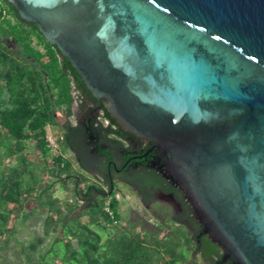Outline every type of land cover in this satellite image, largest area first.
Here are the masks:
<instances>
[{
    "label": "water",
    "instance_id": "1",
    "mask_svg": "<svg viewBox=\"0 0 264 264\" xmlns=\"http://www.w3.org/2000/svg\"><path fill=\"white\" fill-rule=\"evenodd\" d=\"M75 94L67 141L183 219L203 264H264V0H6Z\"/></svg>",
    "mask_w": 264,
    "mask_h": 264
},
{
    "label": "trees",
    "instance_id": "2",
    "mask_svg": "<svg viewBox=\"0 0 264 264\" xmlns=\"http://www.w3.org/2000/svg\"><path fill=\"white\" fill-rule=\"evenodd\" d=\"M74 102L72 78L54 46L0 0V264L186 261L192 239L183 226L163 233L127 227L115 191L93 200L92 180L67 141ZM48 127L63 135L57 152ZM57 185L71 200L56 196ZM37 211L45 214L44 236L21 243L22 258L12 260L8 239Z\"/></svg>",
    "mask_w": 264,
    "mask_h": 264
},
{
    "label": "flooded vegetation",
    "instance_id": "3",
    "mask_svg": "<svg viewBox=\"0 0 264 264\" xmlns=\"http://www.w3.org/2000/svg\"><path fill=\"white\" fill-rule=\"evenodd\" d=\"M47 42H48V40H47ZM50 44H52V43H50ZM75 102L73 103V110H75ZM61 114H63V113H61ZM73 117L74 116H72L70 118L71 123H72ZM73 153L77 157V155L75 154L74 151H73ZM77 160H78V162L82 163L78 157H77ZM85 168H86V166H85ZM86 170L87 171L85 173L92 180V184H93L92 185L93 186V191H92L93 200H96L97 197H102L105 194L109 195L113 191L116 192V196L118 198H121L120 195H122L124 198V197H126V194H124V192H123V187L120 188L119 185L125 186V188H128L129 190L132 191V194L138 200V205L130 206V208H143L144 211H146V212L150 211L154 215V220H152V221L137 217L135 223H140L142 225V227L151 225L155 229L154 230L155 232H160V233H163L166 228L171 226V223L173 224L172 226H178V225L183 226L188 231V233L192 239V246H186L185 247V252H187L189 255H188V259L186 261L181 262V264H203L201 254L199 253V251L195 245V242H194V240H193V238L189 232L187 225L185 224L183 219L180 217V215H178L177 213H175L171 210H168V209L160 207L156 204H153V203L147 201L146 199L142 198L139 195V193L136 191V189L133 187V185L127 179L116 178V179H112L110 181H104V180L97 179L87 168H86Z\"/></svg>",
    "mask_w": 264,
    "mask_h": 264
},
{
    "label": "rangeland",
    "instance_id": "4",
    "mask_svg": "<svg viewBox=\"0 0 264 264\" xmlns=\"http://www.w3.org/2000/svg\"><path fill=\"white\" fill-rule=\"evenodd\" d=\"M58 120L60 123H63L66 120V117L64 114L59 113L58 114ZM55 131L54 129H52ZM57 132V131H55ZM58 134V132H57ZM36 155V154H35ZM42 177L45 178L44 174ZM120 188L123 187V192L126 194V197L123 198L122 195H120V209H121V215L123 220V224L127 227H131L135 224L136 218H144L149 221L154 220V215L152 212H146L143 210V208H130V206L138 205V200L136 197L132 194V191L128 188H125V186H120ZM56 196L61 198L62 200H71L70 193L66 192L65 190H62L60 186L57 185L56 187ZM28 205V203L26 204ZM44 213H41L37 211L35 215L30 218L25 224H19L16 228V231L13 233V235L8 239L9 240V256L12 260L18 261L20 260L19 257V251H20V244L33 240V238L37 235L44 236V228H43V218ZM173 224L171 223V226ZM145 229L151 231H154L155 229L150 225L144 226ZM50 240V237L46 238V241ZM188 257V253L185 252ZM180 264V263H179Z\"/></svg>",
    "mask_w": 264,
    "mask_h": 264
},
{
    "label": "built area",
    "instance_id": "5",
    "mask_svg": "<svg viewBox=\"0 0 264 264\" xmlns=\"http://www.w3.org/2000/svg\"><path fill=\"white\" fill-rule=\"evenodd\" d=\"M62 140L63 135L57 134V132L53 131L52 128L48 127V141L54 152L59 150V143L57 140Z\"/></svg>",
    "mask_w": 264,
    "mask_h": 264
}]
</instances>
